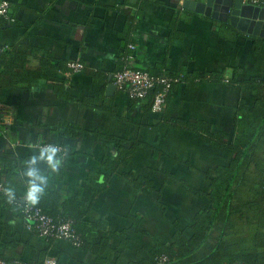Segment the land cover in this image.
<instances>
[{
    "label": "crops",
    "instance_id": "obj_1",
    "mask_svg": "<svg viewBox=\"0 0 264 264\" xmlns=\"http://www.w3.org/2000/svg\"><path fill=\"white\" fill-rule=\"evenodd\" d=\"M7 1L15 21L0 20V48L28 50L30 69L46 63L51 74L0 88V156L19 162L27 191L29 171L46 177L41 197L75 203L91 232L83 248L42 238L0 197V255L9 264H130L141 249L171 244L173 224L188 228L210 205L187 188L208 194L217 168L234 156L183 125L210 124L232 140L241 104L256 101L234 81L264 80V39L230 22L223 33L227 23L184 10L181 0ZM125 60L186 76L163 113L116 87L108 95ZM74 63L85 69L71 74ZM197 74L207 79L196 82ZM41 144L66 148L55 168ZM104 240L110 248L98 256L93 248Z\"/></svg>",
    "mask_w": 264,
    "mask_h": 264
},
{
    "label": "trees",
    "instance_id": "obj_2",
    "mask_svg": "<svg viewBox=\"0 0 264 264\" xmlns=\"http://www.w3.org/2000/svg\"><path fill=\"white\" fill-rule=\"evenodd\" d=\"M230 29L227 23L220 31L227 33ZM29 55L26 49L0 52V88L30 84L45 76L50 78L46 63H43L46 70L30 69ZM149 73L154 77L179 76L162 71ZM192 77L200 83L207 79L198 74ZM185 79L186 76L182 81ZM234 83L243 93L256 96V101L252 108L244 101L241 104L235 121V135L230 142L210 124L183 125L211 145L234 153L229 164L217 168L214 178L210 179L208 194L187 188L189 193L205 196L209 207L201 209L186 229L180 227L179 221L175 222L171 244L157 243L151 251L141 249L136 261L130 264H264V80L252 78ZM159 90L157 87L145 100L137 101L146 102L152 111L154 96ZM20 171L19 162L0 156V181L5 187L0 194L1 200L25 220V205L21 201L26 197L27 189L20 182ZM33 207L52 218L57 225L70 221L80 242L79 248L88 245L84 234L90 230L83 225L85 214L75 203L63 202L61 195L52 193L42 196ZM109 248L110 244L104 240L93 250L101 256ZM122 252L123 249L118 250L117 255ZM0 260L6 264L10 262L2 255Z\"/></svg>",
    "mask_w": 264,
    "mask_h": 264
},
{
    "label": "built area",
    "instance_id": "obj_3",
    "mask_svg": "<svg viewBox=\"0 0 264 264\" xmlns=\"http://www.w3.org/2000/svg\"><path fill=\"white\" fill-rule=\"evenodd\" d=\"M186 1L197 2L200 0H181L183 4ZM244 4L264 8V0H243ZM0 20L6 22H14L15 20L11 15V4L7 0H0ZM133 49V46H130ZM6 48H0V52L6 51ZM126 67L117 72L113 79L114 86L124 92H127L133 100H145L149 94L160 87V90L155 94L152 103L153 113H163L167 107L169 94L172 88L179 84L183 79L184 75L177 77H154L149 72L140 71L132 68L128 65L129 61L125 60ZM85 69L84 64L74 63L69 67L71 74L80 73ZM54 147L57 150V154H65L66 148L52 144H41L38 146L39 150L44 151ZM5 190L3 182L0 181V194ZM25 209L23 214L25 220L28 223V228L31 231L36 232L40 237L48 240H63L72 243L75 247H80V242L75 235L70 221H65L61 224H55L53 219L44 215L41 210L34 208L30 204L26 197H24ZM0 264H6L0 261ZM46 264H56L54 260H48Z\"/></svg>",
    "mask_w": 264,
    "mask_h": 264
},
{
    "label": "water",
    "instance_id": "obj_4",
    "mask_svg": "<svg viewBox=\"0 0 264 264\" xmlns=\"http://www.w3.org/2000/svg\"><path fill=\"white\" fill-rule=\"evenodd\" d=\"M183 9L221 22H230L241 34L264 39V8L244 4L243 0L186 1ZM115 89V86L109 85L108 95H112Z\"/></svg>",
    "mask_w": 264,
    "mask_h": 264
},
{
    "label": "clouds",
    "instance_id": "obj_5",
    "mask_svg": "<svg viewBox=\"0 0 264 264\" xmlns=\"http://www.w3.org/2000/svg\"><path fill=\"white\" fill-rule=\"evenodd\" d=\"M57 150L54 147H49L45 150V152L42 154L46 155L47 160L52 165L53 168L56 167V163L54 162V158L56 157ZM35 159L33 160V164L35 163ZM29 177H31V181L29 183V188L26 193V200L32 204L35 205L39 202L41 198V194L44 191V186L47 184V178L44 176H40L36 173L35 170H31L27 173ZM11 195V192L9 193Z\"/></svg>",
    "mask_w": 264,
    "mask_h": 264
}]
</instances>
